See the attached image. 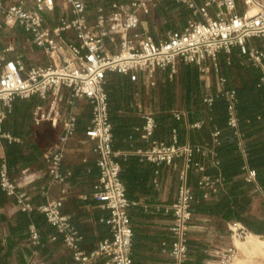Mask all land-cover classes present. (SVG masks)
Wrapping results in <instances>:
<instances>
[{
  "label": "built area",
  "instance_id": "obj_1",
  "mask_svg": "<svg viewBox=\"0 0 264 264\" xmlns=\"http://www.w3.org/2000/svg\"><path fill=\"white\" fill-rule=\"evenodd\" d=\"M193 12L183 30H170L166 36L156 41L141 30L143 15L150 12L158 0H110L109 5L99 4L96 16L89 21L86 14V0H62L66 14L54 26L46 23V11L56 7V0H0V36L5 26H22L30 35L33 44L48 57L47 65L27 66L21 57L8 58L0 52V126L16 97L28 98L38 94L52 99L48 107L38 105L35 110L37 121L44 119L59 121L63 89L70 90L69 102L78 97H86L92 104L91 122L87 127L88 138L94 140V151L100 174L94 185L92 196L101 201L110 211L105 221L110 225L111 236L102 239L97 248L86 251L81 247L83 235L72 222L70 214L62 211V197L49 199L37 208L47 220L63 235V240L78 264H95L105 257L103 264H133V229L129 216L131 202L126 194V186L121 179V164L118 152L113 148V126L109 115V99L105 89V75L108 70L131 73L136 79L142 72L153 76L158 68L171 67L176 72L180 62L197 65L202 77L208 80L211 60L218 68V55L230 53L239 47L240 53L248 62L264 69V48L249 45L251 37L264 36V0H242L245 10H237V0H178ZM255 8L249 14L250 8ZM212 8H215L212 10ZM74 34L75 40L67 39L66 34ZM109 41L110 44L107 43ZM9 46L7 50H13ZM230 62V58H227ZM264 82V77L262 78ZM227 102V124L238 138V146L245 157L249 154L239 130L237 113V92L227 86V78L217 79V94ZM216 95L207 92L204 102L212 106ZM183 110H175V118L181 119ZM146 135L152 133L156 122L153 116H146ZM77 116L70 114L63 119L64 130L58 140L49 144L45 151V161L54 181H64L71 171H62V160L66 144L76 131ZM202 121L192 124L200 127ZM1 129V128H0ZM213 143L220 144V130L214 124ZM174 142L153 140L151 146L142 151L156 162L172 163L174 158L184 157L186 167L180 170V185L177 197L172 204L174 221L171 230L175 235L171 245L172 264H188L189 238L192 219L195 214L196 196L189 184V170L201 173L198 186L204 197H209L222 187L226 178L218 173H204L205 165L195 160V154L217 152L206 144H181L178 131L173 130ZM219 161L215 159V164ZM245 179H257L256 170L244 165ZM0 186L8 194L16 196L24 210L34 206L25 202V191L18 190L9 171L6 160L0 164ZM260 191V187L254 189ZM87 197V195H83ZM251 231L240 222H234L232 233L244 239ZM53 236L52 239H55ZM31 243H41V236L34 225L31 226ZM236 247H230L221 256L219 264H232Z\"/></svg>",
  "mask_w": 264,
  "mask_h": 264
},
{
  "label": "crops",
  "instance_id": "obj_2",
  "mask_svg": "<svg viewBox=\"0 0 264 264\" xmlns=\"http://www.w3.org/2000/svg\"><path fill=\"white\" fill-rule=\"evenodd\" d=\"M109 3L110 0L104 1L106 5ZM182 4L189 8L186 4ZM56 6L59 23L66 12L63 7L60 9L58 4ZM158 10L159 6L156 4L151 8L150 13L143 15L141 30L152 37L153 34H158L159 41L166 38L173 28L158 30L159 25H164ZM237 10L241 13L245 10L239 0H237ZM190 11L192 12L191 9ZM192 17L193 12L190 18ZM188 21L181 30L187 26ZM20 27V25L5 26L1 29L0 38L5 32ZM19 38L18 35L15 43L14 40L11 43H0V52H5L8 58L27 59L26 54L24 56L18 49L16 50L19 46ZM27 40L43 53L48 62L24 60L25 64L27 66L49 64L48 57L31 42L28 32ZM107 43L110 44L109 41ZM248 43L264 48V36L251 37ZM9 46L14 49L6 51ZM234 50L240 51L237 46ZM239 56L243 57L241 53ZM207 63L211 66L208 80L202 77L197 65L182 63L178 65L176 72H173L171 67L158 68L153 76L142 72L136 79L132 78L131 73L112 70L106 72L105 89L114 127L113 147L118 152L121 179L131 202L128 211L133 229V264H172L171 245L175 238L171 230L174 221L172 204L175 202L180 185V170L186 167L184 157L174 158L172 163L156 162L142 151L147 150L153 140L172 144L175 128H178L180 137L185 142L182 144L191 143L193 132L203 126L192 127V124L198 121L204 124L205 121L209 122L212 119L209 115L210 106L204 102V96L207 92L217 94L218 77L225 76L227 86L230 88H234L235 84L243 83L240 74L237 76L230 74L229 77V73H225L220 65L216 68L210 59ZM255 67L260 68L263 82L264 69ZM198 93L201 101L206 105L205 113L196 111L194 99ZM63 94L64 99L60 105L61 117L57 122L49 119L37 121L35 118L36 107L38 105L48 107L52 99L51 94L47 98L34 94L28 98L14 99L11 110L7 112L0 126V164L4 159L8 161L10 175L18 183V190L26 192L24 200L34 208L49 199L62 197V211L71 215L73 224L83 235L80 244L82 249L91 251L97 248L102 239L111 236L110 225L105 221L110 211L92 196L100 174L94 151L96 142L86 134L91 122L92 104L86 97H78L70 103L68 88L63 89ZM176 109L185 112L183 120L178 121L177 124H175L178 120L175 118ZM70 114L77 116L76 131L66 144L62 171L69 170L71 173L64 181L58 182L53 180L44 155L49 144L58 140L63 133V119ZM146 116H153L156 122L152 133L148 136L145 129ZM210 129L214 131L212 126ZM261 137L264 138V135ZM209 158L214 160L215 164V157L210 154ZM195 160L206 167L208 165L207 156L197 155ZM200 177L201 173L189 170L188 181L194 188L196 201L190 230L188 264H219L221 256L232 246L236 247L232 264H255L254 259L258 257L257 254L262 255L259 258L261 264H264V244L263 250L256 252L248 236L246 239H238L233 235L234 222L240 221L229 213L216 214L197 210L195 204L203 195L197 186ZM241 178H245V173L238 174L234 179ZM232 185L233 181H229L221 188L225 190ZM257 187H260V191L255 192L254 189ZM242 190L241 194L244 192ZM245 193L251 198L253 210L258 211L262 206L264 217V190L257 179L249 183ZM85 194L86 198L83 197ZM32 225L42 234L41 239L46 242L45 246L31 243ZM257 235L264 237L263 234ZM52 236L57 238L52 239ZM104 261L105 257H100L95 264H103ZM0 264H78V262L72 250L64 245L63 235L46 219L44 213L33 209L24 210L16 196L8 195L0 186Z\"/></svg>",
  "mask_w": 264,
  "mask_h": 264
},
{
  "label": "trees",
  "instance_id": "obj_3",
  "mask_svg": "<svg viewBox=\"0 0 264 264\" xmlns=\"http://www.w3.org/2000/svg\"><path fill=\"white\" fill-rule=\"evenodd\" d=\"M104 1L105 0H86V14L89 21L95 18L97 6L100 3L104 4ZM157 5L159 6L158 14L164 22V25H159V31H164L167 27L173 28V30H181L192 16L190 9L177 0H158ZM57 12L58 9L56 6L54 10L50 11L48 17L45 14L47 25L54 26V24L58 23ZM66 36L69 40H75L76 38L74 34H66ZM153 37L158 41V34H153ZM234 49L235 47H233L232 51L228 54L221 52L218 55V66L220 65V67L225 70V73H229V77L231 76L230 74H234L235 76L240 74L243 79V83L235 84L234 88L236 89L238 98L237 113L239 116V130L243 133V142L249 154L247 157L244 156L241 148L238 146L237 136L234 135L233 129L227 124V102L225 98L220 95L216 96L212 106L209 107V115L212 119L209 122L205 121L200 130L193 132V141L191 144L203 145L208 143L209 148L217 152L215 159H217L219 163L214 164V160L209 158L210 154H207L208 165L207 167L205 165V173L210 175L221 173L226 178L225 183L227 184L229 181H233V185L228 189L225 188V190H222L220 187L217 192L212 193L209 197H204L202 195L195 205L200 212L216 214L229 213L233 218L242 222L251 232L264 235L262 206L258 211L253 210L251 198L245 193L250 182L245 178L238 180L234 179L238 174L245 173L243 166L248 165L250 168L256 170L257 180L264 190V138L261 137L264 135V83L261 81L262 72L260 68L253 66L244 56L240 57V51L237 52ZM228 57L230 58V62L227 61ZM181 63L187 64L184 62H180L179 64ZM194 100L196 111L205 113L206 105L201 101L199 93ZM258 114H260V118H258ZM182 120L183 118L178 119L175 121V124ZM214 124L220 130V144L213 143V131L210 129V126L214 129ZM177 131L179 143H185L180 137L178 128ZM255 134L257 136H255ZM197 155L201 154L196 153L195 156ZM6 162L9 167L7 160ZM241 189L244 191L242 194ZM33 210L40 211L37 207L33 208ZM39 234L42 238V234L40 232ZM37 245L45 246L46 242L41 239V243Z\"/></svg>",
  "mask_w": 264,
  "mask_h": 264
},
{
  "label": "rangeland",
  "instance_id": "obj_4",
  "mask_svg": "<svg viewBox=\"0 0 264 264\" xmlns=\"http://www.w3.org/2000/svg\"><path fill=\"white\" fill-rule=\"evenodd\" d=\"M30 1L34 3V0H30ZM239 2L241 4V7L245 8L244 3L241 0H239ZM61 3H62V0H57L58 8L60 9L62 8ZM45 14L48 17L50 14V11H46ZM143 25H145V23H143ZM18 35L20 36L19 41H18L19 46L18 48H16V50L18 49L21 54H24V56L26 54V57L28 56L27 59L26 58L24 59L25 62H48L47 58L43 55V53L39 52V50H37L35 46H33L32 44H29L27 40V31L22 26L20 27V29L5 32V35H3L2 38H0V43H4V44L11 43L12 40H14V43H15V41H17ZM257 256L258 257L254 259V262L255 264H261L262 262L259 256H262V255L257 254Z\"/></svg>",
  "mask_w": 264,
  "mask_h": 264
},
{
  "label": "bare ground",
  "instance_id": "obj_5",
  "mask_svg": "<svg viewBox=\"0 0 264 264\" xmlns=\"http://www.w3.org/2000/svg\"><path fill=\"white\" fill-rule=\"evenodd\" d=\"M254 12H255V8H253V7L250 8L249 14H253ZM250 233H249L250 235L248 234V240H249V242L252 243V246H253L254 251H256V252L257 251H262L263 250L262 249V246L264 244V237H261V236L255 234V233H253V232H250ZM236 238H238V237H236ZM246 238H244V239H246ZM238 239H240V238H238ZM239 242H241V241H239ZM238 262H240V261H238Z\"/></svg>",
  "mask_w": 264,
  "mask_h": 264
}]
</instances>
